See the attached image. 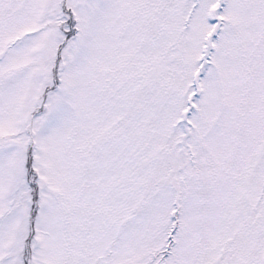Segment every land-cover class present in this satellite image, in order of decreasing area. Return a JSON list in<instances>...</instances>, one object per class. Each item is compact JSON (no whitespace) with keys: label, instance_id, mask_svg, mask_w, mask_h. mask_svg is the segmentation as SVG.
Masks as SVG:
<instances>
[{"label":"snow or ice","instance_id":"1","mask_svg":"<svg viewBox=\"0 0 264 264\" xmlns=\"http://www.w3.org/2000/svg\"><path fill=\"white\" fill-rule=\"evenodd\" d=\"M0 264H264V0H0Z\"/></svg>","mask_w":264,"mask_h":264}]
</instances>
